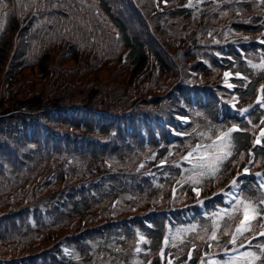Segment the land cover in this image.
<instances>
[{
    "label": "trees",
    "instance_id": "trees-1",
    "mask_svg": "<svg viewBox=\"0 0 264 264\" xmlns=\"http://www.w3.org/2000/svg\"><path fill=\"white\" fill-rule=\"evenodd\" d=\"M164 1L94 0L88 10L78 0H0V264H198L208 253L207 219L171 211L194 200L193 166L181 157L194 142L240 129L216 179L197 183L204 196L223 188L251 153L264 162V149L252 146L263 110L254 108L249 123L229 105L251 103L264 82V69L248 67L236 51L264 63L256 42L264 40V3ZM232 39L237 46H210ZM215 51L228 56L219 61ZM208 58L215 80L196 60ZM222 70L249 80L233 79L232 99L219 86ZM185 111L186 129L176 119ZM168 128L191 135L173 138ZM175 181L180 196L172 197ZM245 181L242 190L259 210L255 182ZM189 225L197 227L177 231Z\"/></svg>",
    "mask_w": 264,
    "mask_h": 264
},
{
    "label": "snow or ice",
    "instance_id": "snow-or-ice-1",
    "mask_svg": "<svg viewBox=\"0 0 264 264\" xmlns=\"http://www.w3.org/2000/svg\"><path fill=\"white\" fill-rule=\"evenodd\" d=\"M261 2L264 3V0H261ZM165 3H167V0H165ZM261 42L264 43V40H262ZM249 64H251V61H249ZM252 67L254 68L259 67L261 69H264V63H261L260 65H252ZM224 75H225V83L227 87L231 89L233 87V84L228 83V77L231 74L226 72ZM235 76L240 77L241 74L237 72L235 73ZM261 93L262 94L258 97L257 103L261 107H264V86H262L261 88ZM232 107L233 109H235L236 105L233 104ZM249 107L251 108V105ZM248 110L249 109H241L240 114L243 115L244 113L248 112ZM178 119L185 120L187 122L186 117L181 116L178 117ZM249 123H251L250 120ZM261 123L264 124V121H262ZM239 130L240 129H238L236 125H233L231 128L228 129V131L220 132L215 137V139L212 140L211 144L208 145L197 144L195 148L187 152V155L182 156L181 157L182 160L193 164V167L188 170L189 172H191V176H189L187 179L190 180L193 184H197L199 183L202 177L205 176L212 177L215 176L218 172H220L223 162L232 155L233 144L231 140V134ZM176 134L191 135L190 133L187 132H177ZM201 135H205V134L201 133ZM261 137H264V131L261 132ZM209 139H211V137H209ZM256 143L260 144L261 139H257ZM166 162H167V158L161 160L160 162L161 166H163ZM140 166L143 167V164H141ZM244 172L247 173L248 169L245 168ZM257 175L260 174L257 173ZM238 179H239V174H237L236 179L232 180L231 182L232 187L235 188L238 186L237 183ZM260 187L264 188V183H261ZM193 191L196 192L197 196L200 195V190L198 188L194 187ZM227 195L232 196L234 201L233 206L231 210L221 209L219 212L212 213V230L209 239L212 241L217 240V232L220 228L219 221L221 220L225 221L224 234H228L227 229L229 225L227 224V220H231L235 213L241 212L242 218L239 220V223L235 226V231L231 234V239L229 241V243L235 245L237 241V237L243 235L246 231H249L250 222L256 219V214H255L256 210L250 202L245 201L243 199H237L235 196H233L232 192H228ZM260 203L264 204V200H261ZM225 218H227V220ZM196 227L197 225H189L187 229H183V230L178 229L177 231H192L195 230ZM204 231L207 234L208 229L205 228ZM261 235H264V233H261ZM139 239L143 241L145 238L141 235ZM240 247L243 248L244 245L241 244ZM136 251L139 252L140 248L137 247ZM261 255L264 256V250H262ZM257 260H261V256H257V254L252 251H243V252H238L237 256L230 257L229 260L225 262V264H256ZM262 264H264V261H262Z\"/></svg>",
    "mask_w": 264,
    "mask_h": 264
},
{
    "label": "rangeland",
    "instance_id": "rangeland-1",
    "mask_svg": "<svg viewBox=\"0 0 264 264\" xmlns=\"http://www.w3.org/2000/svg\"><path fill=\"white\" fill-rule=\"evenodd\" d=\"M178 54H179V56H181V54H180V51H178ZM209 234L211 235V231H209ZM219 235H220V237H223V234H222V232L221 233H219ZM221 247H219L220 248V250H221V248H222V245H220Z\"/></svg>",
    "mask_w": 264,
    "mask_h": 264
}]
</instances>
